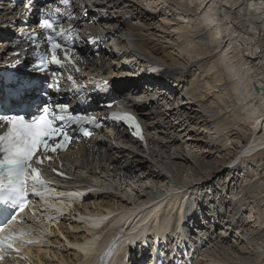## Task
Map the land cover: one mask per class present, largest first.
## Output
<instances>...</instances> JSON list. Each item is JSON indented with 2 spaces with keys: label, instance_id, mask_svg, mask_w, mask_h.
Here are the masks:
<instances>
[{
  "label": "bare ground",
  "instance_id": "1",
  "mask_svg": "<svg viewBox=\"0 0 264 264\" xmlns=\"http://www.w3.org/2000/svg\"><path fill=\"white\" fill-rule=\"evenodd\" d=\"M137 1L141 0H73L76 11L86 9L78 24H88L100 37L113 39L117 44L102 51L101 64L91 59L89 70L102 71L107 78L119 77L130 83L123 85L120 93L126 106L141 114L148 138L141 145L121 129L115 130L114 136L105 131L98 140L92 139L88 149H79L77 158L70 161L76 179L82 184L98 185L86 199L95 202L98 196L111 192L108 198H118L121 205L116 206L108 199L95 203L94 207L86 199L83 204L78 202L87 234L66 240L82 251L78 262L69 264H107L112 254L115 263L126 264L124 254L136 252L137 246L142 250L136 241L147 240L148 244L153 233L182 250L189 240L191 247L211 245L208 254L218 263L264 264V202L252 206L250 215L244 213L251 198L255 202L264 196V158L252 157L264 149V0H196L194 13L178 14L196 23L190 30L179 28L180 41L176 44L156 38L161 23L172 27L180 23L174 17L164 16L165 12L175 13L170 10V0H145L152 7L150 11L138 8ZM134 6L138 16L132 13L129 20L125 13ZM160 7L164 12L160 13ZM142 11L148 12L144 22V18L139 20ZM157 14L162 15L153 16ZM146 19L160 24L152 25ZM81 36L84 38L83 33ZM206 40L213 47L209 53L218 56V63L226 66L231 79V84L220 83L224 89H231L240 103L237 107L233 102L235 110L227 115L222 107L225 99H221L220 105L206 103L211 92L203 85L204 79L197 70L206 58L198 43ZM153 60L166 66L164 83L156 85L161 87L158 93L143 91L140 86L149 87L154 81L141 74L138 63ZM250 122L253 127L245 129L244 124ZM196 130H209L211 136H206L209 140ZM247 132L251 134L249 138ZM183 135L203 152H188L180 141ZM215 149L225 151L222 155L230 159L228 163L234 161L225 178L228 182L220 179L201 185L212 180L225 164L223 160H207ZM130 157L145 160L148 165L143 167V163L135 161L131 168ZM251 171L256 173L254 179ZM186 187L199 189L187 191ZM135 202L141 207L133 214L131 206ZM216 209L223 213L220 214L225 221L223 225L215 228L211 221H205V225L197 221L195 229L189 231L190 227L182 224L188 215L197 217L195 212L211 213ZM117 210L123 214L115 213ZM115 227L126 231L125 240L114 235ZM57 228L58 225L56 228L48 225V238ZM39 247L34 256L44 264Z\"/></svg>",
  "mask_w": 264,
  "mask_h": 264
},
{
  "label": "snow or ice",
  "instance_id": "2",
  "mask_svg": "<svg viewBox=\"0 0 264 264\" xmlns=\"http://www.w3.org/2000/svg\"><path fill=\"white\" fill-rule=\"evenodd\" d=\"M61 4L69 5L70 0H60ZM29 11L32 10L31 3L26 4ZM58 19L56 16L49 15L39 21L40 28L45 30L48 34L45 36L46 42L50 45L53 53L52 61L59 63L55 53L65 46L56 39L58 35L63 34L62 30L57 31ZM65 58L67 52L65 51ZM32 85L30 82L24 81L15 84L12 88V94L23 101L30 91ZM51 101L44 104L39 111V114L28 120L24 115H7L0 117L3 121L7 122V131L0 135V152L5 153L3 159H0V199L4 198L7 193L9 198H12V203L16 206L17 210H22L25 206L27 198L26 188L29 177L26 173L31 172V180L33 184L44 185L46 182L41 178L38 168L33 167V160L35 164L41 165V153H57L64 150L71 140H75L74 135H70L67 125H62L65 117L58 115V111H64L60 105L54 108L50 107ZM114 120L121 122L135 121V117L130 114L124 113L114 115ZM130 127L135 129L134 134L142 137V129L138 122L129 123ZM82 135L90 137L91 132L84 130ZM55 171V170H54ZM33 191L36 195H42L40 192ZM15 219L13 215L11 217ZM95 226H98L95 225ZM21 235L26 234L23 231ZM12 237H9L11 239ZM27 243H33L28 241ZM3 241H0V246ZM12 248V244L7 245ZM19 251V249H16Z\"/></svg>",
  "mask_w": 264,
  "mask_h": 264
},
{
  "label": "rangeland",
  "instance_id": "3",
  "mask_svg": "<svg viewBox=\"0 0 264 264\" xmlns=\"http://www.w3.org/2000/svg\"><path fill=\"white\" fill-rule=\"evenodd\" d=\"M146 2L147 1H145V0H141L140 2L137 1V3H138L137 7L139 8V6H142V7H144V9L150 11V9L152 7L149 8L150 5H147ZM170 2H171L169 5V6H171L170 10H174L175 13H173V15H171L172 12L171 13L165 12L166 14L164 16L168 17V18L171 17L172 19L174 17V21L180 22L177 26L174 25L172 27L171 25H168V24H166V25L164 23L160 24L159 22L154 20L155 18L151 19V20L146 19V21L150 22V24H152V25L154 24L155 26L160 24L159 25L160 27H157V30H158L157 35L158 36H156V38H160L162 40V42H167V40H170V43L176 44V42L179 43V41H180L179 28H181V27L185 28L186 27L185 28L186 30H190L191 26L195 27V23H196V22H188L186 20V18H182V16L178 15V14H180L179 12H182L183 16H186V14L189 12H191V14H192V11L194 13V11L197 10L196 9L197 3H196V0H194L193 2L191 0H170ZM134 7H131V9H133ZM137 7H135L136 11H137ZM160 8H162V7H160ZM180 8H182V9H180ZM162 12H164L163 8H162V11L160 13H162ZM139 15L143 16V17L140 16V19H139V20H142L148 14L145 13L144 11H142L139 13ZM161 15L162 14H157V15H153V16L160 17ZM144 20H145V18L142 21L144 22ZM181 21H184V22H181ZM175 28L177 30H174ZM159 30H160V32H159ZM198 44H200L199 48L201 49V51L203 53H206V55H205L206 58L203 60L204 64L201 67L197 68L198 73H201L202 78L204 79L202 82L203 85L206 86L207 88H209L210 89L209 91L211 92L209 97L206 98V103L209 106H214V105H218L219 103H221V99H225L226 104L222 107H223V111H224L225 115H227V114H229L235 110L234 109L235 106L232 105L233 102L236 103L237 107L240 106V103L238 101H236L234 96H232V95H235L234 92L231 89H224L223 84L220 83V82H225V83L228 82L229 84H231V79H229V77L227 75L228 74L227 68L225 65L218 63V60H219L218 56L214 57V55H212V53H209V51H211L213 49V47L211 46V44L209 42H207V40L204 42H200ZM216 64H217V66H215ZM116 73H117V71H116ZM220 80H222V81H220ZM172 93H174V92H172ZM173 96L176 97V99H179L178 95L173 94ZM241 112L244 113L245 110H243ZM170 118L174 121L173 117H170ZM251 122L246 123V125L244 124L245 129H251L253 127V124H251ZM174 123H175V121H174ZM192 125L194 126V123ZM196 133L200 134L206 140H209L208 137L211 136V132L209 130L204 131V132L201 130H196ZM247 133L248 134H246V136H247V138H249L251 134L249 132H247ZM206 136H208V137H206ZM180 141L184 144V147L186 146V150H188V152H192V153H195V152L198 153L200 151L203 152L202 148H199V147L193 145L192 141L188 140L187 135H183L180 138ZM224 152L225 151L219 152L218 149H215V150H213L212 156L207 158V160H209V159L223 160V163H225V164L220 167L217 162H212L214 165L219 166L220 169L216 172V176L212 180L206 181V183L204 182L201 185L208 184L211 181L217 182L220 179H223L224 181L228 182V180H225V178L227 177V175L229 173V168L231 167V164L234 161H231L230 163H228L230 159L226 158V157H224V155H222V153H224ZM201 156L203 157V156H205V154H202ZM141 157L144 158V153H142ZM228 157H230V156H228ZM252 157L257 158V159L264 158V149L260 153H258L255 156H252ZM119 158L122 159L121 156H119ZM135 161H139L140 163H143V165H142L143 167H146L148 165L145 160H138L136 158L130 157L129 158V167L134 168L132 166V164ZM236 162H238L237 159H236ZM194 170L195 169H192L191 171H194ZM238 171L243 173L244 170H241V171L238 170ZM251 172L253 174L252 178L254 179V176L256 173L253 171H251ZM185 189L187 191H192V190H197L199 188L190 189V188L186 187ZM109 195H111V192L105 193L102 196L101 195L98 196V199H96L95 202L93 200H90V199H87V201L93 202L92 207H94L95 203L98 204L99 201H101V200L106 201L107 199L110 200L111 203L116 205V206L121 205L120 201L117 203V201L119 200L118 198L117 199L111 198V197L108 198ZM118 196H120V195H118ZM259 197H261V198H257V201H255V202L253 201L252 198L250 199V205H249V207L244 209V213H246L247 215H250L252 210H253L252 208L255 206L256 203H259L261 201L264 202V196L262 195ZM137 207L140 208L141 204L135 202L134 206L133 205L131 206V208L134 209L132 211L133 214L137 213V211H138ZM115 213L123 214L120 210H117ZM66 218L68 220H62L61 223L59 224L58 228L54 231V234L50 239V243H48V247H45L42 250V258L46 264L47 263L48 264H69V262L70 263L71 262L74 263L75 261L78 262L80 254L82 253V251L78 247H76L74 244H68L66 240H72L73 238H76V237L79 238V237L87 234L86 226L83 223L76 222L77 219H75V218L65 217L64 219H66ZM161 219H162V217H160V220ZM248 219H250L249 216H248ZM251 225H253V223ZM249 226H250V224L246 225V228H248ZM231 237H233V236H231ZM206 253L200 255L198 262L196 264H223L220 261L218 263L217 260L215 262V257L209 255L208 252H206Z\"/></svg>",
  "mask_w": 264,
  "mask_h": 264
},
{
  "label": "trees",
  "instance_id": "4",
  "mask_svg": "<svg viewBox=\"0 0 264 264\" xmlns=\"http://www.w3.org/2000/svg\"><path fill=\"white\" fill-rule=\"evenodd\" d=\"M146 158V157H145ZM147 162L151 164V162L146 158Z\"/></svg>",
  "mask_w": 264,
  "mask_h": 264
},
{
  "label": "water",
  "instance_id": "5",
  "mask_svg": "<svg viewBox=\"0 0 264 264\" xmlns=\"http://www.w3.org/2000/svg\"><path fill=\"white\" fill-rule=\"evenodd\" d=\"M257 39H258V38H257ZM256 90H257V91L259 90L257 85H256Z\"/></svg>",
  "mask_w": 264,
  "mask_h": 264
},
{
  "label": "built area",
  "instance_id": "6",
  "mask_svg": "<svg viewBox=\"0 0 264 264\" xmlns=\"http://www.w3.org/2000/svg\"><path fill=\"white\" fill-rule=\"evenodd\" d=\"M145 12V11H144ZM145 13H148V12H145ZM142 16V15H141Z\"/></svg>",
  "mask_w": 264,
  "mask_h": 264
}]
</instances>
